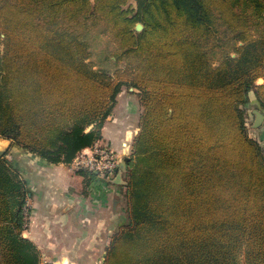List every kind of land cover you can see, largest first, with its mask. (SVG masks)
<instances>
[{
  "label": "trees",
  "instance_id": "obj_1",
  "mask_svg": "<svg viewBox=\"0 0 264 264\" xmlns=\"http://www.w3.org/2000/svg\"><path fill=\"white\" fill-rule=\"evenodd\" d=\"M32 1L0 0V136L71 163L123 85L143 93L131 224L105 264H264V150L242 107L251 88L264 107V0ZM62 14L107 20L125 65L95 68L86 39L39 19ZM223 25L241 43L212 66L205 43ZM29 193L0 157V264H41L24 235Z\"/></svg>",
  "mask_w": 264,
  "mask_h": 264
},
{
  "label": "rangeland",
  "instance_id": "obj_2",
  "mask_svg": "<svg viewBox=\"0 0 264 264\" xmlns=\"http://www.w3.org/2000/svg\"><path fill=\"white\" fill-rule=\"evenodd\" d=\"M11 1L20 4L30 3V5L35 7L32 0ZM130 5L135 6L136 1L128 0L126 7ZM39 19L47 24L48 30L52 34L58 31H69L75 35L79 34L82 38L86 39L90 49L88 60L94 64L95 68H103L113 72L116 68L125 65L124 60H117L115 57L114 52L119 45L113 36L111 26L104 18L94 15L71 21L62 14L54 20L42 17ZM252 30L255 31L254 27H252ZM240 43L235 37V32L228 30L224 25L220 26L217 35L211 37L205 43L206 50L210 53L211 65L215 66L226 53L235 55L233 48ZM263 82L264 78L259 77L255 83L259 84ZM142 97L143 93L141 89L123 85L117 94L116 102L111 108V112L104 120L101 128V137L96 140L118 154L119 164L116 171L101 174L91 171L86 166L76 167L74 160L71 163H65L67 176L68 178L71 176V184L74 187L80 188L79 192L82 195V200L77 205L84 206V209L81 210L82 213L78 211V214L76 211V215L78 216H75L77 219V222L74 223L75 231L74 233L72 232L73 235L71 237L66 239L69 243H76V246L71 249L72 251L66 255L67 261L71 264H105L107 249L113 236L123 227L131 224L129 191L132 185L131 173L136 162L134 143L136 136L141 131L143 114ZM242 107L245 110L248 134L256 139L264 150V107L257 98L255 88H251L247 92V101L242 104ZM258 113L263 115V119L260 122H257ZM90 128H92V125L88 129ZM127 135H129L128 138ZM0 138L6 139L4 136H0ZM124 140L128 142L129 146L127 149H123ZM19 147L21 146L11 142L0 154V157L4 158L9 165L17 169L21 178L27 183L29 180L25 177V164L23 161H28L29 158L26 152L19 150ZM22 153L24 154L22 155ZM27 186L29 187L28 183ZM53 193L57 194L56 192ZM33 194L35 197L37 196L36 191L32 193V190H30L23 206V211L27 218V228L31 221L30 206ZM86 199H89V201H86ZM80 216L82 219L81 224L79 222ZM79 224L89 232L92 231V237H87L88 232L84 236L82 233L81 235L77 234L80 232ZM109 229H111L110 232ZM97 230L99 231L98 234L105 232V235H108L102 239L99 236L94 237V232H97ZM84 233L86 234V232ZM95 244H97V248H94ZM46 259L41 264H49V261ZM65 263L59 262L58 264ZM240 263L247 264L244 255H241Z\"/></svg>",
  "mask_w": 264,
  "mask_h": 264
},
{
  "label": "crops",
  "instance_id": "obj_3",
  "mask_svg": "<svg viewBox=\"0 0 264 264\" xmlns=\"http://www.w3.org/2000/svg\"><path fill=\"white\" fill-rule=\"evenodd\" d=\"M128 146L127 140H124L123 149H127ZM19 150L26 152V155H28L29 160L23 161L25 164V177L29 180L27 182L29 189L32 190V193L36 191L37 194L36 197L33 194L30 206L31 221L24 235L31 238L41 250L42 263L47 258L46 260L51 264H58L59 262L71 264L67 261L66 255L72 251L71 249L76 246V243H69L66 239L71 237L73 235L72 232L74 233L75 231L74 223L77 222L75 216H78L76 211L79 214L84 209V206L77 205L82 200V195L79 192L80 188L71 184V176L68 178L64 162H49L23 147H19ZM49 191L52 192L49 193ZM86 201H89V199H86ZM81 221L80 216V224ZM80 224V232L77 234L81 235L82 233L84 236L88 232L87 237H92V231L89 232ZM110 231L111 229H109ZM98 232V230L94 232L93 236H99L102 239L108 235H105V232L99 234ZM94 248H97V244H95Z\"/></svg>",
  "mask_w": 264,
  "mask_h": 264
},
{
  "label": "built area",
  "instance_id": "obj_4",
  "mask_svg": "<svg viewBox=\"0 0 264 264\" xmlns=\"http://www.w3.org/2000/svg\"><path fill=\"white\" fill-rule=\"evenodd\" d=\"M73 160L76 167L86 166L91 171L101 174L113 173L118 169L119 164V156L116 151L98 141L83 148Z\"/></svg>",
  "mask_w": 264,
  "mask_h": 264
},
{
  "label": "water",
  "instance_id": "obj_5",
  "mask_svg": "<svg viewBox=\"0 0 264 264\" xmlns=\"http://www.w3.org/2000/svg\"><path fill=\"white\" fill-rule=\"evenodd\" d=\"M144 27V24L142 22H137V24L135 25V29L138 31H141ZM263 119V115L261 113H258V117H257V122H260ZM0 142H2V147L3 149L0 150V154L9 146V144L12 141V139L10 138H0ZM118 178V177H117Z\"/></svg>",
  "mask_w": 264,
  "mask_h": 264
},
{
  "label": "bare ground",
  "instance_id": "obj_6",
  "mask_svg": "<svg viewBox=\"0 0 264 264\" xmlns=\"http://www.w3.org/2000/svg\"><path fill=\"white\" fill-rule=\"evenodd\" d=\"M1 149H3V147H2V142H0V150H1ZM119 177H120V176H119Z\"/></svg>",
  "mask_w": 264,
  "mask_h": 264
}]
</instances>
